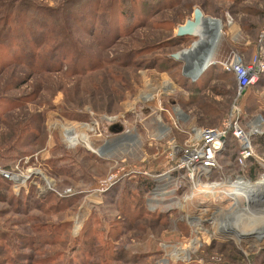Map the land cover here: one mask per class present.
I'll use <instances>...</instances> for the list:
<instances>
[{
	"label": "rangeland",
	"instance_id": "obj_1",
	"mask_svg": "<svg viewBox=\"0 0 264 264\" xmlns=\"http://www.w3.org/2000/svg\"><path fill=\"white\" fill-rule=\"evenodd\" d=\"M195 8L215 23L206 24L203 38L176 39ZM262 31L264 0H0V165L27 156L24 171L40 168L56 187L79 191L57 200L2 186L0 264H161L160 241L182 245L191 206L177 208L176 194L186 189L172 191L171 182L156 178L168 140L185 137L160 109L183 127L218 125L236 95L220 61L233 52L249 61ZM199 39L196 57L214 60L190 71L188 58L171 55ZM262 78L248 101L260 99L250 113L264 117ZM234 150L227 143L224 168ZM115 165L129 176L90 192ZM154 183L164 184L163 193ZM225 188L209 192L211 205L226 206ZM247 209L264 217V197ZM259 224L264 234V218ZM248 225L233 224L254 232ZM226 238L164 264H264V236L251 243Z\"/></svg>",
	"mask_w": 264,
	"mask_h": 264
},
{
	"label": "built area",
	"instance_id": "obj_2",
	"mask_svg": "<svg viewBox=\"0 0 264 264\" xmlns=\"http://www.w3.org/2000/svg\"><path fill=\"white\" fill-rule=\"evenodd\" d=\"M220 64L224 71L233 74L236 95L218 125L212 127L192 125L183 128L178 123L177 116H174L170 110L160 109L172 120L174 128L183 133L185 137L180 143H177L173 137L168 140L165 162L163 168H160V173L156 174V178L158 182L162 178L171 182L172 191L186 189L182 192L183 194H176L175 205L177 208L184 209L185 206H191V214H186L190 230L188 235L183 237L182 245L179 246L178 243L171 245L160 241V247L164 251L163 257L159 260L161 264L168 260L167 257L186 261L189 259L190 253L197 247L204 243H211L217 238L228 237L238 243L259 241L254 236L237 235L235 232L237 227L228 224L237 221L240 228L249 224L245 227L247 229L263 226V224H259L264 218L263 215L257 210L254 212L255 215H247L248 209L245 206L237 207L236 200L239 201L238 198L242 199V197L234 198L230 193V188L233 185L251 186L260 182L262 185L256 194H264V147H261L256 141L259 137L264 136V117L257 112L247 113L242 107L243 93L255 84L264 72V31L260 33L257 48L249 61H244L239 54L233 52L224 61H220ZM82 125L75 127H82ZM70 127H74V125ZM229 142L233 144L235 150L233 158H228L227 167L224 168L220 157L226 151ZM28 161L29 157L25 156L10 167L0 165V177L9 181L13 194L19 195L21 192H28L30 188L33 190V194L40 195L51 192L58 197L74 195L79 192L72 185L56 187L53 178L48 177L40 168L28 167L24 171L21 164L22 162L26 164ZM252 165H255V179H251L247 175V171ZM129 171V169L115 165L99 179L97 186L90 192L99 193L107 190L121 179L129 176ZM226 185L231 186L227 188ZM163 186V183L159 185L154 183V187L160 193H163ZM216 187H226L224 195L227 202L224 208L211 205L209 201L211 196H214V194H209V190L214 192ZM199 190L208 193L202 194L206 197L205 199L198 198L202 196L196 193ZM151 204L156 205V203ZM152 205L150 208L155 207ZM222 210L226 211V214L221 213ZM216 212H219V215H216ZM182 250L185 251L182 252Z\"/></svg>",
	"mask_w": 264,
	"mask_h": 264
},
{
	"label": "bare ground",
	"instance_id": "obj_3",
	"mask_svg": "<svg viewBox=\"0 0 264 264\" xmlns=\"http://www.w3.org/2000/svg\"><path fill=\"white\" fill-rule=\"evenodd\" d=\"M195 19L193 20V23H187L186 25H183L181 27V29L183 31H188L191 34L201 37L203 38V35L205 34L207 28L208 27L206 24L207 23H215L214 21H208V20H212L210 18H207L204 16V14H199V13H195L194 14ZM200 40L199 42L193 43L192 47L189 48V51L187 54H180V59H187L188 58V66H189V70L192 71L194 68L196 69V72H201L207 65H209L212 62V58L211 55H206L203 57V59H200V57H196V51L198 50V46L200 44ZM186 75H188L186 73ZM189 77H191L190 75H188ZM193 78V77H191ZM195 79V78H193ZM75 132L72 133L71 136H75ZM78 136V135H76ZM79 137V136H78ZM84 137V136H83ZM262 183L258 182L257 184L251 185V186H247V185H233V187L230 188L231 185H226L227 188H230L231 190V194L234 196V198H236L237 196L242 197L241 200H244L245 203V207L247 208L249 203H251L252 201L255 202H260V198H263L264 196H262V194H256L260 191ZM200 192V191H198ZM209 192H213V190H209ZM240 199V198H238ZM259 199V200H258ZM241 202V201H240ZM254 203V202H253ZM237 205V203H236ZM250 208V207H249ZM252 209V208H250ZM249 212H251V215H255L253 213L252 210H249ZM260 212V211H259ZM261 214V213H260ZM236 221H233V224H235ZM256 228V227H255ZM242 230L237 229L235 232L237 235L239 236H254L256 237L258 240H260L262 238L263 234V227L261 228H256L254 230V232L252 233H245V232H241Z\"/></svg>",
	"mask_w": 264,
	"mask_h": 264
},
{
	"label": "trees",
	"instance_id": "obj_4",
	"mask_svg": "<svg viewBox=\"0 0 264 264\" xmlns=\"http://www.w3.org/2000/svg\"><path fill=\"white\" fill-rule=\"evenodd\" d=\"M84 15V14H83ZM185 36V35H184ZM184 36H176L175 38L177 39V38H180V39H182ZM211 66V65H210ZM210 66H208V68L210 67ZM207 68V69H208ZM225 72H227V71H225ZM228 73H230L231 75H232V73L231 72H228ZM264 74H261L260 76H259V81L261 82V80H263V78L262 77H264L263 76ZM200 76V75H199ZM249 89H250V87H249ZM249 89H247L244 93H243V97H242V100H243V102H242V106H243V109H244V111L245 112H247V113H249V112H251L255 107H257V105H259V103L261 102V100L260 99H258V98H254L253 100H252V102L251 103H249V101H248V99H249V97L251 96L250 94H251V90H249ZM251 89H252V86H251ZM248 90L250 91V92H248ZM260 100V101H259ZM228 111V110H227ZM258 143H259V145L261 146V147H264V136H262V137H259L257 140H256ZM255 165H252V167L247 171V175H248V177L249 178H251V179H255L256 178V176H255ZM150 184L151 183H149V182H146L144 185H147L148 187H150ZM8 186V187H10V183H9V181H7V180H4V179H2L1 177H0V197L2 196V197H4V195L7 193V192H3L2 190H1V187L2 186ZM146 187V186H145ZM51 193V192H50ZM47 194H49V193H47ZM51 194H53V193H51ZM54 196H55V198L57 199V200H60V199H63L64 197H71V196H74V195H69V196H64V197H58V196H56L55 194H53ZM2 236L3 237H5V233L3 232L2 233ZM32 246H34V245H32V244H28L27 245V247H30V248H32ZM20 255H24V254H19V256L18 257H21ZM26 260H28V261H31L32 260V256H28L27 258H25ZM15 261H16V259H15ZM18 264V263H17Z\"/></svg>",
	"mask_w": 264,
	"mask_h": 264
},
{
	"label": "water",
	"instance_id": "obj_5",
	"mask_svg": "<svg viewBox=\"0 0 264 264\" xmlns=\"http://www.w3.org/2000/svg\"><path fill=\"white\" fill-rule=\"evenodd\" d=\"M195 13L202 14V11H201L199 8H195V9H194V12H193V19H187L183 25H186L187 23H193V20L195 19V17H194V14H195ZM183 25L178 26V28H177V30H176V36L193 35V34H191V33L188 32V31H183V30L181 29V27H182ZM193 36H195V35H193ZM192 44H193V42L191 43V45H192ZM191 45H190L189 47H191ZM189 47H187V48H182L181 50H179V51L173 53L171 56H172L173 58H175V59H180V57H179L180 54H181V53H182V54H187L188 51H189Z\"/></svg>",
	"mask_w": 264,
	"mask_h": 264
},
{
	"label": "crops",
	"instance_id": "obj_6",
	"mask_svg": "<svg viewBox=\"0 0 264 264\" xmlns=\"http://www.w3.org/2000/svg\"><path fill=\"white\" fill-rule=\"evenodd\" d=\"M250 57H251V56H250ZM250 57H249V59H250ZM213 60H214V55H213ZM197 77H198V76H197ZM190 78H191V77H190ZM195 79H196V78H195ZM195 79L192 78V81H194ZM178 111H179V113H180V110H178ZM180 125H181V124H180ZM192 125H196V124H190V125L187 126V127H183L182 125H181V126H182L183 128H188V127H190V126H192ZM163 164H164V163H162V166H163ZM162 166H160V167H162Z\"/></svg>",
	"mask_w": 264,
	"mask_h": 264
}]
</instances>
